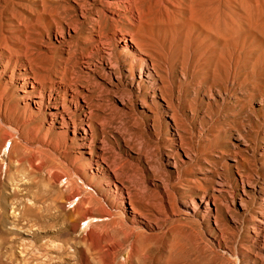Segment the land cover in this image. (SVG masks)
<instances>
[{
	"label": "rangeland",
	"instance_id": "374dc122",
	"mask_svg": "<svg viewBox=\"0 0 264 264\" xmlns=\"http://www.w3.org/2000/svg\"><path fill=\"white\" fill-rule=\"evenodd\" d=\"M0 264H264V0H0Z\"/></svg>",
	"mask_w": 264,
	"mask_h": 264
},
{
	"label": "bare ground",
	"instance_id": "6f19581e",
	"mask_svg": "<svg viewBox=\"0 0 264 264\" xmlns=\"http://www.w3.org/2000/svg\"><path fill=\"white\" fill-rule=\"evenodd\" d=\"M129 2V1H128ZM132 6V5H131ZM129 8H130V3H129ZM131 9V8H130ZM137 10V9H136ZM130 36V35H129ZM134 38V37H133ZM133 40L134 39H132V36H131V40H130V42H133ZM144 66H142V68H141V75L143 74V71H144ZM147 73H149V72H147Z\"/></svg>",
	"mask_w": 264,
	"mask_h": 264
}]
</instances>
